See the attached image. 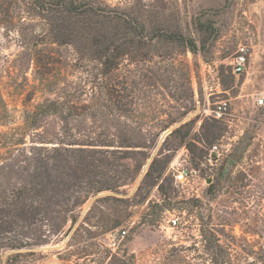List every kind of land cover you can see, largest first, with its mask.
<instances>
[{"label":"rangeland","instance_id":"374dc122","mask_svg":"<svg viewBox=\"0 0 264 264\" xmlns=\"http://www.w3.org/2000/svg\"><path fill=\"white\" fill-rule=\"evenodd\" d=\"M105 1L112 6L150 5L158 13L155 16H167L172 31H181L198 45L206 40L205 49L193 54L178 44H158L152 62L123 67L119 88L129 110L114 107L106 119L76 116L72 120L71 134L83 141L90 140L87 136L97 139L106 134L116 143L141 147L116 152H112L116 147L101 148L98 157L104 166L97 170L118 171L112 172L119 177L117 185L125 183L118 192L83 197L86 191L112 184L114 180L106 175L83 178L70 187L65 179L49 186L50 208L59 212L55 222L61 223L68 215V223L55 234L49 226L39 227L48 243L25 250L34 254L23 258L21 264H204L203 233L209 231L230 247L232 261L264 264V104L256 102L259 95L264 97V0ZM4 2L0 0V5ZM44 42L38 17L15 4L0 8L3 191L21 185L20 175L28 174L23 169L30 165L26 148L35 146L33 142L65 136L61 119L46 116L37 108L43 100L39 52ZM240 46L248 48V62L245 72L237 75L232 62ZM62 51L71 58L70 49ZM79 67H72L75 83L88 79ZM220 100L229 103L224 118L205 114ZM185 111L189 113L185 118L161 132ZM31 121L37 123L34 128ZM185 124L183 131L189 136L181 142L171 134ZM155 133L161 134L156 145ZM16 139L26 145L14 148ZM38 145L50 151L59 147ZM215 145L220 157L213 152ZM152 157L156 163L151 170ZM180 164L198 170L200 179L184 187L176 183L173 168ZM161 184L172 210L156 206L165 198ZM195 191L200 198L192 196ZM100 194L103 196L97 198ZM76 196L83 199L78 207L74 206ZM107 196L115 199L97 203ZM69 208L73 212L64 215L62 210ZM72 215L78 219L69 230ZM174 216L180 220L176 227L170 222ZM123 228L128 235L118 239L114 249L109 234Z\"/></svg>","mask_w":264,"mask_h":264},{"label":"trees","instance_id":"16d2710c","mask_svg":"<svg viewBox=\"0 0 264 264\" xmlns=\"http://www.w3.org/2000/svg\"><path fill=\"white\" fill-rule=\"evenodd\" d=\"M5 1L0 5L1 9H9L14 4L16 8L25 7L42 22L45 42L39 52V61L43 69V100L37 108L46 116H58L63 123L62 130L65 131V136L56 138V141L33 142L35 146L26 148L30 165L23 167L28 171V174L20 175L23 183L8 191L0 190V264H21L23 258L34 254L25 250L48 243L38 228L49 226L55 234L68 223L67 214L73 212L70 208L66 211L63 209L67 217L63 216L61 223L55 222V214L59 212L50 208L52 200L47 195L49 186L57 185L65 179L70 187L77 180L95 176L102 178L106 175L114 180L112 184L86 191L83 197L87 199L89 194L103 191L118 192L125 183L117 185L119 177L112 175L116 169L97 170L104 166V162L98 157L102 155L101 148L116 147V150L112 151L116 152L141 147L116 143L106 134H99L97 139L87 136L90 140L83 141L71 134L72 120H75L76 116L106 119L108 115L113 114L114 107L123 112L129 110L126 97L122 96L119 88L123 67L152 62L153 49L158 44H178L196 54L205 49L207 41L204 40L198 45L194 38L183 35L181 31H172L167 16L164 13L158 15L159 17L155 16L158 13L153 12L152 7L147 4L112 6L105 0ZM196 27L200 30L198 23ZM64 48L72 51L71 58L64 54ZM76 65H80L79 68L86 73L88 79L75 83L72 77L75 76L73 69ZM86 97L90 98V103L86 101ZM188 114L185 111L179 119L163 126L161 132ZM119 117L120 114L115 119ZM36 124L30 122L33 128ZM185 126L186 124L174 130L171 135H176L181 142L185 141L189 136L188 132L183 131ZM160 133L153 136L155 145L161 136ZM46 143L58 144L59 147H53V151H50L38 145ZM19 145L26 143L22 139L14 140V148ZM155 163L156 159L152 162L151 170ZM159 189L165 198L156 206L163 211L172 210L164 185L161 184ZM114 199L107 196L97 203ZM81 201L83 199L76 196L74 206L78 207ZM77 219V216H71L72 226L69 230ZM83 226L84 223L76 233L80 232ZM31 230L34 232L31 233ZM203 237L206 242L204 253L207 255L204 264H240L238 261H232L230 247L221 244L212 231L204 232Z\"/></svg>","mask_w":264,"mask_h":264},{"label":"built area","instance_id":"2783aa9c","mask_svg":"<svg viewBox=\"0 0 264 264\" xmlns=\"http://www.w3.org/2000/svg\"><path fill=\"white\" fill-rule=\"evenodd\" d=\"M248 48L246 46H240L236 52V54L233 57V72L237 75L242 74L245 72L248 62ZM219 88V87H218ZM221 91L218 90V93ZM257 105L262 106L264 104V97L262 95H259L257 98ZM229 109V103L227 100H220L216 102L215 108L208 110H205V114L210 115L214 117L215 119H222L228 114ZM218 146H213V152L215 151L218 157H220V152L218 151ZM187 153L188 150H186ZM216 155V156H217ZM216 160L215 158H213ZM213 159H210L212 161ZM175 170L174 177L176 183L182 185L184 187L185 185H190L192 182L195 181V179H200L199 171L189 168L188 165H181L178 168H173ZM193 197L200 198V193L198 191H195L192 195ZM170 222L172 223L173 227H176L180 224L179 217L174 216L170 219ZM128 235V230L126 228H123L119 231L112 232L109 234L110 236V246L116 249L118 247V239L122 241L126 236ZM77 264V263H73Z\"/></svg>","mask_w":264,"mask_h":264},{"label":"water","instance_id":"95a60500","mask_svg":"<svg viewBox=\"0 0 264 264\" xmlns=\"http://www.w3.org/2000/svg\"><path fill=\"white\" fill-rule=\"evenodd\" d=\"M164 136H165V134H164ZM164 136L161 138V141H163V139H164ZM152 161H153V157L151 158V160H150V163H149V164H151V163H152ZM142 177H143V176H142ZM142 177H141V178H142ZM141 178H140V180H141ZM140 180H139V181H140ZM102 196H103V194H100V195H98V196H97V198H98V197H102ZM91 203H92V202H91ZM91 203H90V204H91ZM90 204H89V205H90Z\"/></svg>","mask_w":264,"mask_h":264}]
</instances>
